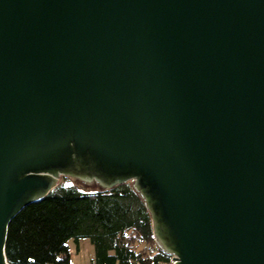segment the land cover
<instances>
[{"label": "water", "instance_id": "water-1", "mask_svg": "<svg viewBox=\"0 0 264 264\" xmlns=\"http://www.w3.org/2000/svg\"><path fill=\"white\" fill-rule=\"evenodd\" d=\"M60 177L130 181L173 264H264V0H0V264Z\"/></svg>", "mask_w": 264, "mask_h": 264}, {"label": "trees", "instance_id": "trees-1", "mask_svg": "<svg viewBox=\"0 0 264 264\" xmlns=\"http://www.w3.org/2000/svg\"><path fill=\"white\" fill-rule=\"evenodd\" d=\"M94 189L61 185L25 206L8 225L7 261L70 264L67 241L88 237L94 247L91 264H173L155 243L149 214L129 182Z\"/></svg>", "mask_w": 264, "mask_h": 264}, {"label": "rangeland", "instance_id": "rangeland-1", "mask_svg": "<svg viewBox=\"0 0 264 264\" xmlns=\"http://www.w3.org/2000/svg\"><path fill=\"white\" fill-rule=\"evenodd\" d=\"M129 183L131 184L130 181ZM61 185L76 188L81 192H93L95 190L94 188H90V186L84 187L82 184L67 177H60L58 186ZM67 245L69 248L70 264H91L94 260V247L88 237L80 238L77 242L70 239L67 241Z\"/></svg>", "mask_w": 264, "mask_h": 264}]
</instances>
